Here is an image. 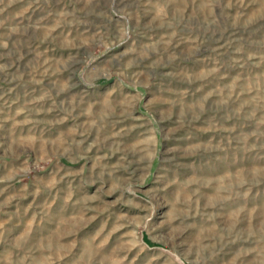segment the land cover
I'll use <instances>...</instances> for the list:
<instances>
[{"label": "rangeland", "instance_id": "obj_1", "mask_svg": "<svg viewBox=\"0 0 264 264\" xmlns=\"http://www.w3.org/2000/svg\"><path fill=\"white\" fill-rule=\"evenodd\" d=\"M0 264H264V0H0Z\"/></svg>", "mask_w": 264, "mask_h": 264}]
</instances>
